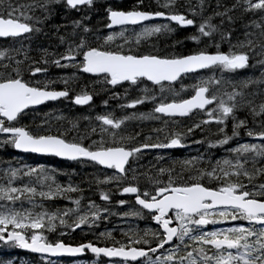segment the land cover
<instances>
[{
	"label": "snow or ice",
	"instance_id": "1",
	"mask_svg": "<svg viewBox=\"0 0 264 264\" xmlns=\"http://www.w3.org/2000/svg\"><path fill=\"white\" fill-rule=\"evenodd\" d=\"M58 2L60 0H31L30 3L21 5L14 4L13 0H0V38L5 40L13 38L11 45L0 48V134H3L0 137V145L6 143L24 152L51 154L67 160L79 161L82 164L92 162L107 169H114L112 175L104 176V182L129 181L117 184V190L121 194H132L135 204L140 206L136 210L130 208L123 211L119 215L143 217L144 210H147V216L158 225L160 231L147 228L129 229L125 233L128 237L126 243L113 241L112 246H97L92 241L76 246L60 240L50 242L35 230L45 228L53 230L56 227L54 221L57 219L60 225L72 229L80 228L82 225L91 228L101 219L108 218L103 214L115 213H112L109 207H102L91 199L87 201L84 210L80 211L79 197L75 199L68 197L72 200L74 208L54 212L43 210L42 206L41 211L38 212H33L31 209H17L15 202L22 196L35 207L36 203L32 199L34 196L51 199L66 192L81 191L78 185L71 182L66 185L55 183L53 177L45 173L43 166L25 165L20 169L6 168L0 174V200L4 201L0 203V242L50 256L76 255L90 250L97 256L103 254L105 257L119 258L110 260L109 264H131L140 257L144 258L141 264H264V183L258 185L253 183L255 176L264 174V163L257 166V158L264 157V120L254 121L257 124L255 128L246 127V135L258 139L260 143L237 144L236 147L227 149L235 154L232 158L217 159L208 168L198 167L197 162L201 157L184 160L181 170L183 171L184 167L190 169L187 178L177 174L174 179L171 174L172 169L160 168V173H169L168 179L166 182L158 179L152 181L155 186L151 189L141 188L137 183L131 182L137 180V174L129 164V158L135 161L137 154H141L145 149L183 147L181 137L184 133L172 132L165 141L157 139L155 142H148L150 138L145 137L143 141L129 144L126 142L129 137L117 131L121 129L124 121L129 119L160 118L153 116L152 113L182 117L188 115L193 109H199L203 110L207 116V119L201 123L207 124L209 120H213L218 125V131L223 133L221 138L214 141L215 144L224 145L232 137L239 135L237 129L246 126L247 121L237 120L234 110L245 104L250 105L252 101L245 100L244 93L235 86L230 91L225 90L222 93L219 88H212L210 91V86L219 85L222 81L233 83L232 78H226L224 74L238 75V70L249 67V53L257 46L260 47L258 54L264 55V23H259L257 20L249 21L251 25L261 29L259 40L249 38L254 34L245 32V40H238L235 43L229 40L228 50L221 51L220 42L209 39L203 41V47H198L188 54L161 55L155 50L147 52L134 50L142 37H150L162 31L173 32L174 29L168 23L144 25L135 33V44H129L125 39L124 43L129 44L127 50L124 45L115 48L93 45L87 42L84 36H79L78 40L67 42L68 46L64 52L53 55L48 53L47 49H42L44 55L39 60H30L26 68L30 75L25 79L20 67L23 60L16 57L25 48L21 42L29 39L31 34L41 31L37 24L43 18L30 16L28 13L39 8L44 15H47L51 12L48 6ZM173 2L174 0H164V3L159 6L167 9ZM63 5L66 9L81 11L80 6L90 8L93 0H63ZM232 8H242L245 12L258 11L259 21H264V0H235ZM229 11L230 9L225 8L223 12L215 11L213 15L226 17L229 22H232L233 16L228 15ZM154 18H166L181 27L196 25L198 34L189 35L186 39L198 45L201 44L202 37H210L216 31L220 33V40H227L230 36L229 31H221L217 25L211 23V16L197 22L174 10L146 11L136 8L121 10L109 7L107 9L108 23L104 26L111 28L113 25H137ZM223 22L222 19L221 23ZM73 25L80 26V21H73ZM81 31L87 33L88 26H81ZM73 34H75V28ZM119 35H123V31L109 33L104 40L111 41L113 36ZM59 39L61 43L65 42V36L61 35ZM174 43H181V41ZM16 44L20 47H16ZM209 45H214L216 51H207L206 48ZM49 55H53V58L47 59ZM24 58L30 59L26 55ZM42 64H54L61 68L77 67L80 72L93 74L98 81H103L112 88L116 86L125 88V95L128 88L143 87V94L128 99L125 104L118 106L135 108L137 105L151 102L153 105L151 112L130 113L119 117L114 116L110 111L97 114L94 119L101 122L99 125L101 135L99 140H91L87 145L82 143L83 135L68 139L65 136L66 130H58V133L54 135L51 134L50 129H42L40 125H37L36 129L25 126L20 123V119L26 114L25 110L33 106L60 98L69 99L75 105L90 106L93 100L92 93L83 89L69 96L72 90L68 87L60 90L49 88L48 84L52 81L46 80L42 83L40 78H35L37 73L47 72V67L40 66ZM205 69L209 70L210 74L196 78V82L192 85L193 94L188 98L168 100L157 93H149L145 84V81H148L154 86H159L162 93L166 88L171 90L172 82L182 74L197 73ZM72 76L74 77L75 73ZM68 80L69 78H62L65 85L68 84ZM252 82L251 79L240 81L245 86ZM111 95L116 97L119 93L112 92ZM237 97L240 99L237 100ZM102 103L107 105L108 101L104 100ZM208 105L211 107L206 108ZM251 111L253 116L264 114V102L253 106ZM229 116L233 121L231 136L224 131L225 121ZM70 123L75 127V122L70 121ZM199 126L200 124L194 122L187 132ZM91 131L95 132L96 128H92ZM153 131H162V129ZM135 135L138 136L139 132ZM244 153H250V155L244 156ZM193 165L196 167L191 170ZM128 173L132 175L128 176ZM18 175L35 176L36 183L41 185L40 190L38 191L31 182L14 186L13 181ZM241 177H247L248 184L252 186L249 187L244 183ZM205 178L216 180L217 183L209 186L202 182ZM45 180L52 183L44 186ZM96 182L101 183L99 178ZM100 198L109 201L110 195L101 191ZM116 203L125 205L128 201L120 199ZM69 213H74L71 223L64 219ZM227 221H246L247 224L204 229L206 225L223 224ZM29 229L33 231L26 237L24 233ZM150 233L157 237L155 246L137 247L136 245L152 243L146 239ZM99 235L103 236L105 233ZM174 238L176 242L170 243ZM166 244L169 245L168 248H164ZM158 249L163 251L157 254ZM210 250L214 251L210 254ZM150 253L156 254L155 257L153 258ZM2 264H13V262L7 260Z\"/></svg>",
	"mask_w": 264,
	"mask_h": 264
},
{
	"label": "flooded vegetation",
	"instance_id": "2",
	"mask_svg": "<svg viewBox=\"0 0 264 264\" xmlns=\"http://www.w3.org/2000/svg\"><path fill=\"white\" fill-rule=\"evenodd\" d=\"M170 3L172 5L175 3ZM31 0H13L14 4H28ZM129 0H93V5L89 8L86 6H80L81 11L66 9L63 5V0H60L58 3H52L48 7L51 9V12L47 15H44L42 10L37 8L34 12L29 11L30 16H38L43 17L40 22L37 24V27L41 28L39 33H33L27 40H23L21 43L25 46L24 50L17 54V59L23 60V64H21V70L23 77L27 79L29 77V73L26 71V68L30 64V60H39L41 56L44 55L42 49H47L48 53L56 54L64 52L69 40H78L79 36H84L87 42L93 45H100L103 47H112L115 48L119 45H124L125 50H127L129 44H135V33L140 31L144 25L154 24V23H168L170 27L174 29L173 32H164L156 33L150 37H142L139 45H137L134 50L140 52H147L155 50L156 52L163 54H188V39L187 33L196 32V25L192 27H181L173 22L168 21L166 18L156 19L151 22H146L140 25H132V26H122L118 28L110 29L105 27L104 25L108 23L107 20V9L109 7L113 9H121L126 3H130ZM162 2V1H161ZM184 2V1H183ZM164 3V2H162ZM185 3V2H184ZM122 10V9H121ZM147 11H155V10H147ZM161 11H168L166 9H162ZM192 18V17H189ZM79 20L80 26H74L73 21ZM87 25L89 31L84 33L81 31V26ZM51 28V29H50ZM75 28V34H73V29ZM123 31V35L113 36L111 41L105 42L104 37L109 33H119ZM27 35V34H25ZM63 35L65 36V42L61 43L59 37ZM217 36L207 37L206 40H214ZM125 39L128 40L129 44H125ZM175 41H181V43H174ZM13 42V38H8L5 40L4 38H0V48L8 47ZM16 47H20L19 44L15 45ZM209 52L216 51L214 45H209L206 49ZM221 51H227V49L220 48ZM25 55L30 59H25ZM53 55H49L47 59H52ZM250 56V55H249ZM252 57L249 59V67L238 70L239 75H243L251 65ZM63 63V61H62ZM42 67H47L46 73H37L35 78H40L43 83L46 80L52 81L48 84L49 88L60 90L65 87L70 88L72 91L69 92V96H72L73 92H79L82 89L85 91H89L93 95V100L89 105H75L69 99L60 98L54 102H48L42 106L31 107L25 110V115H23L22 119H20V123L28 126L32 129H36L37 125H40L42 129H50L51 134H57L59 131H65V136L68 139L79 138L80 136H84L82 143L88 144L91 140H99L100 131L99 125L100 121L94 119L97 114H103L106 111L112 112L114 116H123L128 115L130 113H150L153 107L151 102H145L143 104L137 105L135 108L129 107H119L118 105H123L128 99H131L137 95L143 94V87L139 88H128L127 95H125V88L120 86H116L112 88L111 86L106 85L103 81H98L96 76H93L88 73H82L79 71L77 67L69 66V67H57L54 64L48 65H40ZM75 73L73 77L72 74ZM209 70L192 73V74H183L176 81L172 82L171 90L165 89L162 93L160 92L159 86L152 85L151 82L145 81L149 93H157L160 96L171 100L173 98H188L191 94H193V88L188 89V82L192 80H196L201 75H209ZM219 75V72H217ZM237 74H229L225 73L224 76L231 77L233 83H227L226 81H222L219 85L210 86V91L212 88H219L222 93L225 90L230 91L233 86H235L238 90H240L244 86H237L239 82L235 81V76ZM62 78H69L68 84L65 85L62 82ZM253 81V80H252ZM237 82V84H236ZM253 81L251 83V88L249 89V96H244L245 100H251L252 104L246 111V118L243 120L247 121L246 126H241L237 129L239 135L232 137L226 144L217 145L214 143L215 140L222 137L223 133L218 131V125L215 121L209 120L207 124L201 123V121L206 120L207 116L203 110H195L190 112L187 116H175L168 117L159 113H152L153 116L160 117L159 119H138L133 118L121 125L120 131L122 135L129 137L126 141L129 144L136 143L139 141H143L145 137H149L148 142H155L157 139L160 141H165L166 137L170 135L172 132H181L184 135L181 137L183 147H172V148H157V149H145L141 154H137V159L135 161L132 158H129V164L135 169L137 174V180L131 181L132 183H137L141 188L148 187L151 189L155 185L152 183L154 180L167 181L168 172L160 173V168L172 169V176L175 179L177 174L180 176L187 178L189 175L190 169L184 167L182 171V161L187 160L191 157H201V159L197 162L199 168H208L210 167L217 159H223L229 156V151L227 149L234 148L237 144L240 143H260L258 139L250 137L246 135V127L247 128H255L257 124L254 121L264 120V114L259 116H253L251 111L252 107L255 105L264 102V87L258 85ZM167 84L168 82H163ZM250 84V83H249ZM182 85L184 87H182ZM112 92H118L119 95L113 97L111 95ZM254 94V95H253ZM240 97H237L239 100ZM107 100V105L103 104L102 101ZM211 107V105L207 106ZM206 107V108H207ZM238 108H242L238 107ZM245 112V111H243ZM242 111H235L234 114L237 120H241ZM239 113V114H238ZM84 117H89V119H84ZM253 117V118H252ZM64 119H67L65 121ZM69 120V123H68ZM46 123H42L45 122ZM70 121L75 122V127L72 126ZM200 124L199 127L193 128L191 132H187V129L193 123ZM68 123V124H67ZM226 127L224 131L231 136L232 133V117L225 121ZM109 127V126H106ZM96 128L95 132H92L91 129ZM154 129H162V131H153ZM139 132V135H135ZM3 134H0L2 137ZM106 135V134H105ZM198 141V142H197ZM6 144V143H5ZM6 147L13 150L18 159H23L26 156H34V157H43V158H54V157H45V156H36L30 154H21L18 153L15 148H13L10 144H6ZM264 158V157H263ZM57 159V158H54ZM58 160V159H57ZM60 161V160H59ZM62 162V161H61ZM66 162V161H65ZM68 163H80L79 161H72ZM85 165H90L94 167L100 168L106 175L110 176L114 173V169H105L101 166L95 165L92 162H85ZM258 166V165H257ZM126 168L128 165L126 164ZM196 165H193L191 170H194ZM128 176H131L132 173H128ZM246 178V177H245ZM129 181H109V184L106 185L111 192L110 197H115L120 199H124L128 201L127 205L132 206L135 210L140 208L134 202L133 196H128L121 194L116 185L119 183H128ZM202 182L208 184L209 186L215 185L216 180H208L205 178ZM243 182L248 184V179H243ZM253 182L255 184L264 183V174H260L257 177L253 178ZM251 187V184H248ZM134 221L139 224H146V226L153 227L155 230L160 231L158 225L155 224L147 216V210H144V215L142 218H137ZM28 237V235H27ZM146 239H149L152 243L150 245H136L137 247H150L155 246L154 242L157 239L155 236H147ZM46 240H48L46 238ZM51 242V240H48ZM174 241L173 243H175ZM126 243V242H125ZM69 244V243H68ZM74 245V244H72ZM78 245V244H75ZM13 246V245H12ZM169 246L165 247L168 248ZM8 251H12V248ZM17 248V246H15ZM163 249L157 250V254L162 252ZM22 252V251H21ZM24 253V252H22ZM27 256H32L31 254L24 253ZM153 258L156 254L150 253ZM41 260H46L47 262H60L64 260L69 261H85L90 262L92 259L102 260L105 259L109 262L105 257L101 256H93L89 252L81 258V259H63V260H55L47 257L39 256L37 257ZM144 260V258L142 259ZM131 263V264H141V261Z\"/></svg>",
	"mask_w": 264,
	"mask_h": 264
},
{
	"label": "trees",
	"instance_id": "3",
	"mask_svg": "<svg viewBox=\"0 0 264 264\" xmlns=\"http://www.w3.org/2000/svg\"><path fill=\"white\" fill-rule=\"evenodd\" d=\"M129 1L131 2L126 3L124 6L121 7L122 10H131L133 8H136L139 10H146V11L166 9V8L159 6L160 4H162V2H164V0H139V2L138 0H129ZM233 3H235V0H176L175 3L172 5H169V8H167L166 10L179 11L188 17H192L197 22H200L202 19L211 16V23L217 25V28L219 30L230 32V36L228 37L227 40H220L219 31L213 32L211 34V36H217L216 38L218 39L216 40L220 42V48H223V49L229 48V40L232 43H235L238 40H245L246 39L244 35L245 32H250L254 34L252 37H249V38L259 40L260 39L259 34L261 32V29L254 27L253 25L249 23V21L257 20V22L259 23H264V21H259L260 13L258 11L245 12L242 10V8L233 9L232 8ZM225 8L230 9L228 15L233 16L232 22H229L226 17H220V16L213 15L215 11L223 12ZM189 9H192V10L190 11ZM222 19L224 21L223 23H221ZM193 34H198V33L197 32H194L192 34L187 33V36L193 35ZM206 38L207 37H202L201 44L199 45L193 41L188 40V44H187L188 53L197 49L198 47H203L204 46L203 41H206ZM254 51H258V53H260V47L257 46L256 48L252 49L249 55L252 56ZM258 55L259 56L255 58L252 57V62H251L252 67L247 70L248 72H246L243 75L238 74L235 76V81L239 82L237 86L238 87L244 86L240 89V91L244 93V96L250 95L249 89L251 87L240 85L241 84L240 81L242 80L251 79L253 81H258L256 83L264 87V63H260V61H264V55H260V54ZM249 107H250L249 104H245L242 106V108L235 109V111H238V110L242 112L245 111L241 113V116H240L242 119H245L246 114L244 113L248 111ZM64 120L67 121V119H64ZM68 123H69V120H68ZM15 154L16 153H14L13 150L6 147V144L0 145V174H2L4 169L9 168V167L20 169L25 165L43 166L45 173L52 176L53 181L55 183L60 184V185H66L69 182H71L73 184L78 185L79 188L81 189V191L66 192L63 195L55 196L51 199L42 198L38 195L34 196L32 199L35 201L37 207L36 206L33 207V204L30 203L27 198L22 196L20 200L15 202V204L19 206L18 207L15 205V207H18V209L33 208L31 209L33 212H38V211H41V206H42L43 210L54 212L57 210H63L65 208H74L75 206L72 203V200L68 199V197H72L73 199L79 197L81 208H82L83 206L87 205V201L90 199L92 192L95 193L94 199L99 202L102 200L100 198L101 191H104L108 193L109 195L111 194L110 193L111 191L107 187H105V185L103 184L104 182L102 183L96 182L97 178L101 180L106 175L98 167L85 165L84 163L83 164L82 163H68V162H61L54 158H43V157H34V156H26V157H23V159H18V157ZM260 163H264L263 157L257 158V165L259 166ZM29 182L33 183L37 187L38 191L40 190L41 185L36 183L35 176L28 177V176L18 175L17 178L13 181V184L14 186H16L22 183H29ZM49 183H52V181L45 180L44 186H47ZM257 198H260V197H257ZM0 203H4V201L0 200ZM69 214L73 215L74 213H69ZM64 219L66 220L65 217ZM119 219L120 217H119L118 212H115V214H109V220L106 222L107 226L103 229L100 226H98L97 229H93L94 230L93 232L90 231L89 227L84 226V225L83 227L81 226L80 228H75V229L69 228L67 226H62L59 224V220L57 219L54 221L56 225V228L54 229H56L57 232L59 231V229H61L62 231L72 234L71 235L72 237L66 238V240L64 239L65 243L75 245V244H80V243H84L87 241H92L98 246H112L113 241L125 243L128 239V237L125 236V233L129 231V228L125 229L124 230L125 232H118L116 229H113V227L111 226L113 223L117 222V220ZM68 223H71V221L70 222L68 221ZM231 224H234V223H231V222L223 223L219 225V227H226V226H230ZM212 226L214 227V225L212 224L206 225L204 226V229L210 230L213 228ZM215 226H218V225L216 224ZM82 229H86L85 231L87 232H82L81 231ZM54 231L55 230H48L47 228L39 230V232L44 236L45 239L47 238L48 240H51V241L57 240L56 234L51 233ZM29 233L30 231L26 230L24 234L29 235ZM100 233H105V235L101 236L99 235ZM109 233L110 235H108ZM185 242L187 243V241ZM0 248H2L0 249L1 251L0 252V264H2V262L7 261V260H11L13 264H18L19 260L21 261L24 259H27L28 261H32L38 264H45L44 261H46V260L38 259L37 257H34V256H30V255L27 256L15 247H11L12 251L7 250V249H10L9 247L5 248V246H1ZM211 251H214V250H210V254H211ZM90 262L91 263L95 262V264H109V262H107L105 259H102V260L98 259L95 261L92 259V261ZM25 263H29V262H25ZM46 263L48 262L46 261ZM49 263H54V264H86L88 263L89 264V262H85V261H69V260H64L60 262H49Z\"/></svg>",
	"mask_w": 264,
	"mask_h": 264
},
{
	"label": "rangeland",
	"instance_id": "4",
	"mask_svg": "<svg viewBox=\"0 0 264 264\" xmlns=\"http://www.w3.org/2000/svg\"><path fill=\"white\" fill-rule=\"evenodd\" d=\"M257 56H259L258 55V51H254L253 52V54H252V56L251 57H257ZM196 82V80L194 81V80H192V81H190V82H188V89H190V88H192V85L194 84ZM236 84H237V82H236ZM240 85H242V84H240ZM251 85V83L250 84H247L246 85V87H251L250 86ZM235 154L234 153H231V152H229V156L227 157V158H232L233 156H234ZM244 156H249L250 155V153H244L243 154ZM248 165H246V167H247ZM258 176V175H257ZM256 176V177H257ZM247 178V177H246ZM245 177H241V179L243 180V179H246ZM248 179V178H247ZM101 183L102 182H104V178H102L101 180ZM105 186L106 185H108L109 184V181H107V182H104L103 183ZM94 197H95V193L94 192H92V195L90 196V199H93V201H95V203L96 204H98V205H101L102 207L103 206H106L107 205V207H109L110 208V210H111V212L112 213H115V212H118V214L119 213H121V212H123V211H127V210H129L130 208L131 209H133V210H135L132 206H128L127 205V203L125 204V205H119V204H117L116 203V201L118 200V198H115V197H110V200L109 201H104V200H101L100 202L99 201H96L95 199H94ZM104 203H103V202ZM106 203H108V204H106ZM16 206H18L17 204H15ZM86 206V205H85ZM85 206H83L81 209H80V211H83L84 210V208H85ZM19 207V206H18ZM18 207H16L17 209H18ZM22 207V206H21ZM37 207V206H36ZM29 209V208H28ZM31 209H33V208H31ZM74 215V214H73ZM73 215H71V214H68L67 216H65V218H66V220L67 221H71V219H72V216ZM103 215H107V219L106 220H104V219H101L97 224H95V225H93V226H91V228H89L90 229V231L91 232H93L94 230L93 229H97L98 228V226H100L102 229L103 228H105L106 226H107V224H106V222L109 220V214H103ZM119 217H120V219L119 220H117V222H115V223H113L111 226L113 227V229H116L118 232H125L124 230L125 229H133V230H137V229H139V230H143V229H150V230H154V231H157V230H155L152 226L151 227H149V226H146V224L144 225V224H139L138 222H136V221H134L135 219H137V218H142V217H140V216H136V217H122L121 215H119ZM124 219V220H123ZM131 219H132V221H131ZM229 222H231V223H234V224H240V223H243V224H247V222L246 221H227V222H224V223H229ZM131 223H132V225H131ZM218 226H215L214 225V227L213 228H218L219 227V225H221V224H217ZM110 226V227H111ZM82 227H83V225H82ZM56 228V227H55ZM212 228V229H213ZM220 228V227H219ZM41 230V229H40ZM53 230H55L54 232H51V233H55L56 234V238H57V240H60V241H63L64 242V239L66 240V238H69V237H72L71 235L72 234H69L68 232H65V231H62L61 229H59V231L57 232V230L56 229H53ZM86 229H83V230H81L82 232H87V231H85ZM88 230V229H87ZM211 230V229H210ZM29 231H30V233H29V235L28 236H30L31 235V233H32V231L33 230H31V229H29ZM35 231H37V232H39V230H35ZM40 233V232H39ZM61 233H63V234H61ZM148 236H152L151 235V233L148 235ZM127 238V237H126ZM1 246H4V245H1ZM0 246V247H1ZM6 247H15V246H5V248ZM0 249H2V248H0ZM7 250H9V249H7ZM1 252V251H0ZM25 262H29V263H25ZM45 262V264H54V263H46V261H44ZM18 264H38V263H35V262H32V261H28L27 259H24V260H19V262H18ZM86 264H88V263H86ZM89 264H95V262L93 263H91V262H89Z\"/></svg>",
	"mask_w": 264,
	"mask_h": 264
},
{
	"label": "water",
	"instance_id": "5",
	"mask_svg": "<svg viewBox=\"0 0 264 264\" xmlns=\"http://www.w3.org/2000/svg\"><path fill=\"white\" fill-rule=\"evenodd\" d=\"M156 19H160V18H154V19H152V20H148V21H143V22H141V24H143V23H146V22H151V21H154V20H156ZM173 23H175V22H173ZM176 24V23H175ZM137 25H140V24H137ZM122 26H132V25H113L110 29H113V28H118V27H122ZM187 27H192V26H187ZM205 70H207V69H205ZM205 70H200L199 72H201V71H205ZM189 74H192V73H189ZM91 75H93V74H91ZM183 75V74H182ZM94 76V75H93ZM179 78V77H178ZM177 78V79H178ZM57 100H59V99H57ZM57 100H55V101H57ZM48 102H54V101H47V102H45L44 104H46V103H48ZM44 104H41V105H36V106H33V107H37V106H42V105H44ZM209 106V105H208ZM207 107V106H206ZM195 110H198V109H193L192 111H195ZM191 111V112H192ZM189 114V113H188ZM187 116V115H186ZM18 153H21V154H30V155H36V156H45V157H54V158H57L58 160H60V161H66V162H72L71 160H67V159H65V158H61V157H56V156H54V155H51V154H40V153H32V152H24V151H22V150H17V149H15ZM126 166V165H125ZM101 167H103V166H101ZM104 168V167H103ZM105 169H107V168H105ZM124 195H128V196H133L132 194H124ZM139 206V205H138ZM140 207V206H139ZM156 224V223H155ZM27 237V236H26ZM175 241V238H174V240L172 241V242H170V243H173ZM0 243H2V244H5V243H3V242H0ZM10 244V243H9ZM5 245H8V244H5ZM71 245V244H70ZM73 246H76V245H73ZM167 246H169L168 244H166L165 246H164V248L165 247H167ZM18 247V246H17ZM18 249H20L21 251H23V252H25V253H29V254H31V255H34V256H42V257H47V258H50V259H55V260H59V259H65V258H69V259H80V258H83L86 254H87V252H89L91 255H94V256H97L96 254H94V253H92L90 250H85V252H83V253H80V254H76V255H68V254H61V255H57V256H50V255H48V254H40V253H35V252H32L31 250H29V249H24V248H20V247H18ZM159 250V249H158ZM99 256H101V257H105V256H103V254H100ZM106 259H108V260H116V259H119V258H109V257H105ZM143 259V257H140V258H138L137 259V261H135V262H138V261H140V260H142ZM135 262H133V263H135Z\"/></svg>",
	"mask_w": 264,
	"mask_h": 264
}]
</instances>
